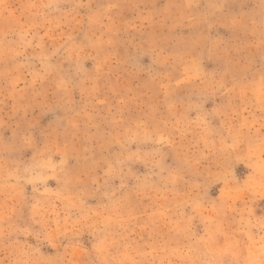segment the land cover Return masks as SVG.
I'll return each mask as SVG.
<instances>
[{
  "label": "rangeland",
  "instance_id": "1",
  "mask_svg": "<svg viewBox=\"0 0 264 264\" xmlns=\"http://www.w3.org/2000/svg\"><path fill=\"white\" fill-rule=\"evenodd\" d=\"M0 264H264V0H0Z\"/></svg>",
  "mask_w": 264,
  "mask_h": 264
}]
</instances>
